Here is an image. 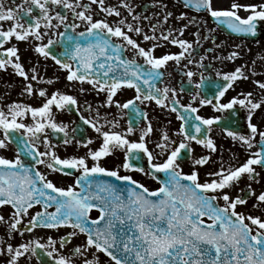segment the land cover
Segmentation results:
<instances>
[{"label": "snow or ice", "instance_id": "1", "mask_svg": "<svg viewBox=\"0 0 264 264\" xmlns=\"http://www.w3.org/2000/svg\"><path fill=\"white\" fill-rule=\"evenodd\" d=\"M183 3L185 7L207 12L235 33L255 36L258 25L264 24V0H215V3L183 0ZM92 4L104 13L102 18H94ZM160 6L167 8L163 3ZM68 12L75 18L71 23ZM241 12L246 15L242 16ZM172 16L167 11L162 21L151 23L146 32L141 21H150L152 17L137 13L132 0H118L116 5H106L105 0H90V3L12 0L8 6L5 0H0V70L11 67L23 78L21 95L43 98L39 106L18 101L0 106V150L16 145L14 158L0 155V208H10L7 218L0 214V226L5 228L0 235V257L5 258L4 264H21V260L30 264L33 257L38 264H77V259L79 264H100L99 253L114 264H264V216L237 210L251 197H255L253 208L264 207V190L257 193L251 183L239 187L245 176L258 183L257 166L264 169V120L253 122L258 112H264V79H254L255 62L251 67L241 64L233 70L216 73L221 81L213 82L215 91L211 97H201L199 91L195 92L191 100L198 106L181 104L175 88L157 86L170 62L180 66L187 60L183 64L185 69L194 62L190 58L195 51L193 42L180 38L194 21L182 12L178 19H187L188 23L178 29L161 30L162 22L167 23ZM80 24L85 25L84 29L76 31ZM53 33L56 38H52ZM133 34L150 42L149 46H142ZM194 35L198 45L199 29ZM21 43L40 56L51 58L64 70L69 84L87 83L97 94L104 93V105L108 107H132L140 112L136 103L148 101L177 112L182 122L177 135L182 139L177 142L167 130H161L159 142L154 144L158 151L154 153L147 142L155 132L150 120L140 129L138 139L132 140L129 137L136 130L131 122L126 129L118 130V120H109L100 108L92 109L88 105L95 116L91 119L81 116V119L97 134V146L91 147L92 139L79 141L78 145L87 149L83 155L61 158L48 133H64L63 143H72L68 125L57 122L56 112L73 109L79 112V101L60 89L49 93L47 88L38 87L43 78L35 65L25 67ZM167 45L178 46L180 51L157 56L156 50ZM239 49L240 45H236L227 59L241 58ZM125 50H131L142 63L123 55ZM204 58L201 56L196 61L200 67L204 66L201 63ZM184 75L192 83L196 73L189 69ZM250 79L259 90L255 95L252 90L239 91L225 99L238 81ZM205 80L201 74L196 88H202ZM45 82L51 85L53 80ZM124 88L134 90L135 96L120 103L114 98ZM80 91L85 89L81 87ZM202 106H210L220 114L199 115ZM241 110L245 114L246 133L233 127ZM142 115L147 119V113ZM215 126H220L222 135L241 146L247 155L238 164L220 156L218 166L207 170L202 180L200 169L218 151L216 140L210 135ZM193 142L208 154L191 157ZM40 144L45 146L44 151L38 147ZM116 152L123 153L120 164L112 168L103 166V161ZM185 153L191 159L188 172L181 167ZM25 155L34 163L23 159ZM144 156L149 165L147 171L138 163ZM37 165L46 166L52 173L72 175L70 170H76L79 175L73 185L60 187ZM121 169L157 180L164 173L166 179L160 180L161 186L152 190L132 175H121ZM101 175L127 183L121 187L110 180L98 179ZM37 205L42 206L41 210L30 214ZM53 205L55 211H48ZM94 209L100 213L95 219L90 216ZM25 217H29L26 223ZM40 227L49 230L70 227L73 231L67 237L61 236L59 241L49 236L45 242L40 239L12 242L17 234L23 237ZM78 233L85 235L84 243L75 245L71 255H65L62 249Z\"/></svg>", "mask_w": 264, "mask_h": 264}, {"label": "flooded vegetation", "instance_id": "2", "mask_svg": "<svg viewBox=\"0 0 264 264\" xmlns=\"http://www.w3.org/2000/svg\"><path fill=\"white\" fill-rule=\"evenodd\" d=\"M21 0H16V3H20ZM83 3H90V0H82ZM136 12L141 14V16H149L152 17L150 21H141L143 24L145 31H149V25L151 23H155L157 19L162 21V17L166 14L167 11H171L173 16L169 18L167 23L161 24V30H167L168 28L178 29L182 27L184 24L188 23L187 19L181 20L178 19L182 12H186L189 17L194 21L193 24H189V27L185 30L182 37L183 39H187L193 42V47L195 51L192 52V57L194 62L192 64H188V68L185 69L183 64L187 63V60L183 61L180 66H176L173 63H169L165 71V76L161 77L159 81H157L158 87H164L165 85L175 88L177 90V97L181 104L187 105L188 103H193L194 106H198L191 100L192 95L195 92L199 91L201 97L207 95L211 97L215 91V85L213 82H220L221 78L216 76L218 71H230L235 67L240 66L241 64L247 63L249 67L252 66L253 62H255V70L257 75L254 79H264V24L258 25V30L255 36H249L247 34L235 33L231 29L227 27L226 24H220L215 19L211 18L207 12L197 11L194 7H185L183 0H132ZM255 2V0H252ZM12 0H5L6 6L11 5ZM118 0H105L106 5H116ZM161 3L166 4L167 8H162ZM215 3V0H214ZM59 10V9H57ZM92 14L94 18H102L104 13L100 12L98 6L96 4L91 5ZM123 11V10H122ZM38 12V10H36ZM35 14V13H34ZM127 13H125L126 15ZM242 16L246 15V13L241 12ZM68 15V23H71L75 18L72 16L71 12L67 13ZM110 20L116 19L115 17H110ZM131 20V17H129ZM79 23V21H77ZM7 23H5V27H7ZM85 25L80 24V27L76 31H82ZM199 29L200 31V42L197 45L195 43L196 37L195 33ZM43 30V29H42ZM60 31H63V27H61ZM140 40L142 46L148 47L150 42H144L142 39L135 37ZM173 35H177V33H173ZM204 37H207L206 39ZM52 38H56L55 34H52ZM47 37L45 39L46 43ZM236 45H240L239 51L241 52V58L236 59L235 61H231L227 59L229 53L234 49ZM21 50V60L25 64V67H31L35 65L40 72L41 77L43 78L40 81L38 87H44L48 89V92L51 93L56 89H60L63 92H67L77 97L79 101V112L75 109L72 111H57L56 112V120L57 122H62L68 125L67 131L69 133V137L72 138V143L70 145H65L64 141V133L52 132L49 131L48 137L51 143L55 146V150L61 158L70 156V155H83L87 149L84 147H80L77 142L84 141L87 139H92L94 144L91 147H96L98 141L96 140L97 134L91 128L90 125L86 124L81 116L91 119L95 116V112L89 110L88 105L92 106V109L100 108L101 114L106 115L107 119L111 120L115 118L119 121L120 128L118 130L126 129L131 122L133 128H135L136 132L130 135V139L137 140L140 129L144 128L148 121L150 120L152 123L155 132L148 139V146L150 150H153L154 153L158 150L154 148V144L159 142V133L161 130H167L169 135L179 142L182 139L181 136L177 135V132L180 128L181 121L177 118L178 113L171 111L170 108H162L157 105L155 102L143 101L136 103V108L140 109V112H137L134 108L130 107L128 109H117L115 106L108 107L104 105L105 94L99 93L92 89L90 84H83L82 86L79 84H69L66 79V73L62 70L59 65L55 64L51 58H45L36 54L31 47L27 44L21 43L19 45ZM180 51L178 46L167 45L166 47H161L156 50V55L159 56L165 52H178ZM59 55V51L56 52ZM123 55L127 58H135L138 59L139 62L142 63V59L139 57H135L131 50H125ZM205 57L201 62L204 66L200 67L196 61L200 60V57ZM216 57H220V59H216ZM147 67V66H145ZM192 70L196 75L192 77V83L188 82V77L184 75V72L187 70ZM203 75L206 80L205 84L202 88L197 89L196 84L199 83L200 75ZM56 77H59V80H56ZM53 80L51 85L47 84L45 81ZM24 87L23 78L19 77L14 73L13 69L9 67L7 70H0V106L8 105L14 102L15 93L17 96L21 94ZM83 87L85 91L81 92L80 88ZM181 87L184 88V91L181 92ZM254 91V95L259 91L255 89L252 80H241L238 81L234 85V89H229L226 94L225 99L233 96L236 92L239 91ZM135 96V92L132 89L124 88L119 91L118 95L114 98L119 100L120 103H124L129 99H132ZM43 98L38 95L33 96L32 100H29L30 104H38L41 105ZM103 105V107H102ZM142 113H147V119L142 115ZM199 115L208 117L212 115H219L220 113L215 112L210 106H202L199 110ZM261 120H264V112H258L257 116L254 117L253 122L259 123ZM233 127L242 132L246 133V122H245V114L243 110H241L240 114L236 118V122ZM75 130V131H73ZM189 131L194 133V130L189 127ZM210 135L216 140L218 151L212 154V161L209 164L203 166L200 169L201 179H204V173L207 170L215 169L218 166L219 157L223 156L225 161L231 160L232 163H240L246 158L247 153L245 150L235 144L230 138H226L222 135V128L220 126H215L212 129ZM257 139H259L257 137ZM41 151L45 150V146L43 144L38 145ZM15 144H10L7 150H0V155H4L7 158H14L15 155ZM192 149L194 151L191 153V157H199L200 155L208 154L207 150L202 146L192 143ZM255 147L253 151H255ZM29 156L25 155L22 157L23 159L29 161L30 163H34L31 161ZM123 159L122 152H116L115 155L106 158L103 161V166L112 168L118 166ZM141 166L147 169L149 165L147 163V158L144 156L139 162ZM191 159L188 157V154L185 153V159L181 162V167L185 172L190 171ZM36 167L43 173H45L50 179L60 187H68L69 185H73L76 177L79 175V172L76 170H70L73 172L72 175H64L59 172L52 173L50 172L46 166L37 165ZM257 172L259 173V182L249 181L247 176L243 178L239 187H244L245 184L251 183L252 188L259 193L261 190H264V169H261L257 166ZM121 175H132L134 179L144 183L149 189H156L161 186L160 180L166 179L164 173L159 174V180L153 179L151 176H145L140 172H130L127 170L121 169ZM98 179L102 180H110L113 183L123 187L127 182L118 181L116 178L108 177V176H99ZM77 190L78 186H77ZM238 191V189L234 190ZM255 201V197L249 198V201L246 205L238 207V211H243L245 213H251L252 215H261L264 216V207L261 209H255L252 207ZM220 204H223V201H220ZM42 206L37 205L32 210H30V214H34L35 211L41 210ZM48 211H55V207H51ZM10 212L9 207L0 208V214H3L5 218L8 217ZM99 212L97 210H92L90 213L91 218L95 219L99 216ZM29 217H25V223ZM5 228L0 226V235H3ZM73 231L70 227H60L58 229H45L43 227L34 229L32 233H25L23 237L20 235H16L14 240L12 241L14 244L19 243L24 239H40L41 242H45L49 236L57 239L61 236L67 237L68 233ZM86 237L84 234H77V236L72 237L70 243L65 245L62 249L65 255H71L70 250L75 246L84 243ZM58 248L60 247L59 243L56 245ZM100 264H114V262L110 261L103 253H99ZM47 259V258H46ZM5 258L0 257V264H4ZM21 264H25L24 260H21ZM30 264H38L35 257L32 258ZM77 264H79V260L77 259Z\"/></svg>", "mask_w": 264, "mask_h": 264}, {"label": "rangeland", "instance_id": "3", "mask_svg": "<svg viewBox=\"0 0 264 264\" xmlns=\"http://www.w3.org/2000/svg\"><path fill=\"white\" fill-rule=\"evenodd\" d=\"M33 99V96H29V95H19L17 96V94L15 93V97H14V100L15 101H18V102H23V103H27V104H30L29 103V100H32ZM33 106H39L38 104H31Z\"/></svg>", "mask_w": 264, "mask_h": 264}]
</instances>
